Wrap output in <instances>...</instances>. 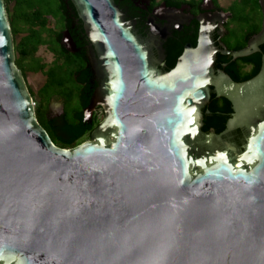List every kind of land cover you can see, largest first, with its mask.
I'll return each instance as SVG.
<instances>
[{
  "label": "water",
  "instance_id": "1",
  "mask_svg": "<svg viewBox=\"0 0 264 264\" xmlns=\"http://www.w3.org/2000/svg\"><path fill=\"white\" fill-rule=\"evenodd\" d=\"M69 1L104 76L90 103L104 117L61 148L36 119L0 0V264H264V53L247 80L213 70L216 52L260 51L264 0L236 51L198 17L196 46L168 73L147 49L165 31L152 18L145 45L114 0ZM210 88L231 106L219 133L201 128ZM236 129L242 145L224 143Z\"/></svg>",
  "mask_w": 264,
  "mask_h": 264
},
{
  "label": "flooded vegetation",
  "instance_id": "2",
  "mask_svg": "<svg viewBox=\"0 0 264 264\" xmlns=\"http://www.w3.org/2000/svg\"><path fill=\"white\" fill-rule=\"evenodd\" d=\"M63 1L65 6L64 10L66 9L67 11L64 20L60 17H46V20L48 17L53 20L52 28L48 26V20L46 21V28L48 33L51 34V36H47L49 42L48 45L51 47L44 45L51 53L52 58L47 64L37 56L35 57L39 60V63H43L45 65V69L56 64L55 61L57 54L67 56L73 64H70V69H67L64 73L65 78L60 81L59 85L61 87H52L47 90L48 100L45 102L47 110L44 113L40 111L43 100L40 99L39 92L46 84H48L46 76L42 73L44 75V80L35 93L31 88L27 87V89L32 100H34L35 97L38 98L37 104L33 102L35 104V114L36 111L39 114L42 113L45 115V118L52 122L57 121L58 118L66 117V115L77 116V111L80 109L82 119L84 121L83 128L90 129L88 132L84 133L87 137L84 141H87L90 140L93 130L98 126L104 117V108L99 104L100 102L90 106V103H92L93 98L99 89L100 83L104 80V76L101 74L102 70H100L97 65L98 59L96 52L83 29L81 20L77 17L75 9L72 11L68 5V1ZM235 1L238 0H232L230 5ZM114 3L122 13L123 20L130 26L132 33L145 45L148 43L146 38L149 34L151 18L153 19L152 24L165 28L163 34L160 35L157 41H155V45L148 43L147 47L150 57L154 60L157 69L161 73H168L175 66V63L181 55L185 45L190 44L193 47L196 46L199 30V22L197 21L198 17L202 20L205 19L207 21L210 19L209 21H213H211L213 24L212 39L218 48L222 50L220 45H223V51H233L229 47V45H232L231 43H235L234 41L232 42L229 40V35H232L230 32L231 30L229 29L231 26L230 21L232 19V15L229 8H227V10L220 8L217 0H187L186 3H182L179 6L167 4L165 0H119L116 2L114 0ZM173 8L175 10H173ZM158 9H161L164 13L156 15L155 13ZM221 13L226 15H220ZM195 25L197 26V31L195 35V43L192 45V43L186 39V35L189 30L191 32L190 36L194 35L191 30L195 27ZM251 29L252 27L250 30ZM78 30L80 33L79 37L76 35ZM247 32H249V30L248 28H245L240 35V40L245 37ZM255 34L247 36L246 42L242 48L247 45L248 40ZM170 44L180 45L181 47L180 53L176 57L173 65H170V55L172 53V50L169 48V46H171ZM261 46H264V44ZM261 46L259 47L260 51L253 52L250 55L254 53L258 54L260 59L261 54L264 53ZM217 54L231 58L232 62H224L221 63L220 66L217 65ZM63 60L65 59H60L58 64H62ZM233 60L236 59H233L230 53L226 54L216 52L215 59L213 61L214 72L216 74L223 73L231 78L230 74L227 72L230 67L235 68L234 75L236 77L246 75L254 69V65L251 62H237L235 64V61ZM211 93L214 94L212 88H210L208 101L204 103L199 110L201 115V124L203 113H211L208 109L210 106L209 101ZM54 100L59 101L60 108L53 109L51 107V102ZM206 132L214 131L208 130ZM223 140L226 144L236 143L238 145H242L244 142L242 130L236 129L228 132L226 136L223 137Z\"/></svg>",
  "mask_w": 264,
  "mask_h": 264
},
{
  "label": "trees",
  "instance_id": "3",
  "mask_svg": "<svg viewBox=\"0 0 264 264\" xmlns=\"http://www.w3.org/2000/svg\"><path fill=\"white\" fill-rule=\"evenodd\" d=\"M6 8L7 18L10 25V30L13 37V49L15 54V64L19 68L24 80L26 72H40L46 76L47 83L39 92L40 99L43 103L47 102L48 95L47 90L56 87L59 88L60 81H62L65 76L64 73L67 69H70L73 64L67 56L57 54L56 64L45 69L43 63H39V60L35 57L37 49L40 45H48L47 36H51L46 28V17L52 16L60 17L65 19L66 9L63 4V0H3ZM68 5L71 10H74L73 5L69 0ZM119 1V0H115ZM167 4L179 6L182 3H186L185 0H165ZM13 2L12 8H8V3ZM57 7V8H56ZM56 8V10H55ZM229 11L232 15V22L242 24L241 31L243 32V27L248 28L249 32L245 34L242 40L231 43L229 47L233 50H239L242 48L246 42L247 36L250 34H255L260 30L261 23V11L258 0H238L233 2L229 7ZM54 10V12H53ZM55 13V14H54ZM254 18L256 21H254ZM252 29L250 30V28ZM193 36H190V30L187 32L186 39H188L192 45L195 43V35L197 31V26L191 30ZM75 33V28H74ZM23 34L19 40L17 36ZM77 37L80 36L79 30L76 32ZM189 35V37H188ZM171 45V44H170ZM51 47V46H49ZM169 48L172 50L170 55V65H173L176 57L180 53V45H171ZM264 50V46H261ZM60 59L63 60L62 64H58ZM234 63L237 62H251L254 65V69L240 77L234 75L235 68L230 67L227 72L230 74L231 78L235 82H241L247 80L254 76L259 68L260 59L258 54H252L240 58H236ZM231 63L232 60L229 57L217 54V65L220 66L221 63ZM24 64L26 68H21L20 65ZM234 64V65H235ZM42 105V103H41ZM209 113H203L202 117V130L204 132L208 130H213L219 133L223 130L225 121L228 119L231 113L230 103L222 97H217L211 93V98L209 101ZM36 119L38 123L44 128V130L49 135L51 141L58 147L61 148H71L82 141L87 139L84 133L88 132L90 129L83 128V119L81 115V110L77 111V116L66 115V117L58 118L57 121L52 122L45 118V115L38 113L36 111Z\"/></svg>",
  "mask_w": 264,
  "mask_h": 264
},
{
  "label": "rangeland",
  "instance_id": "4",
  "mask_svg": "<svg viewBox=\"0 0 264 264\" xmlns=\"http://www.w3.org/2000/svg\"><path fill=\"white\" fill-rule=\"evenodd\" d=\"M158 1V0H157ZM187 1V0H185ZM218 1V6L220 8H222L223 10H227V8L229 7L230 3H232V0H217ZM12 5H13V2H10L8 3V8L11 9L12 8ZM57 8V7H56ZM55 8V10H56ZM54 12V10H53ZM55 14V13H54ZM48 22V26L50 28H52L53 26V20L48 17L47 18ZM254 21L255 18H254ZM230 32L232 35H229V40H231L232 42H236V41H239L240 40V35L242 33L241 31V28H242V24L240 25L239 23H235V22H232V19L230 21ZM246 27H243V30H245ZM23 34H19L17 36V40H19V38L22 36ZM39 59L43 60L44 62H46L48 64V62L51 60L52 58V55L51 53L46 49V47L44 45H40L37 49V52H36V55ZM21 68H26L27 66H25L24 64L20 65ZM25 84L27 87L31 88L33 90V92L35 93L37 91V89L41 86L42 84V81L44 80V75L40 72H26L25 74ZM33 102L35 104H37L38 102V98L35 97V99L33 100ZM35 104H34V108H35ZM51 107L53 109H58L60 108V103L59 101H52L51 102ZM47 110V105L46 103H42L41 105V109L40 111L41 112H45Z\"/></svg>",
  "mask_w": 264,
  "mask_h": 264
}]
</instances>
